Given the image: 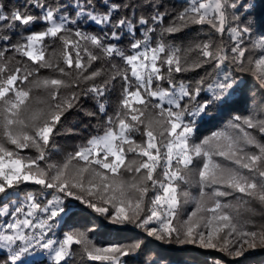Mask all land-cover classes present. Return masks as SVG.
<instances>
[{"label":"snow or ice","instance_id":"obj_1","mask_svg":"<svg viewBox=\"0 0 264 264\" xmlns=\"http://www.w3.org/2000/svg\"><path fill=\"white\" fill-rule=\"evenodd\" d=\"M37 24L42 29L33 31ZM90 25L99 31H86ZM193 25L209 31L174 42ZM197 69L204 75L178 78ZM241 74L264 96V0H187L174 15L161 0H24L11 7L0 0V195L41 186L0 209L9 217L0 223V264H31L39 254L50 264H73L77 256L82 264H135L143 240L99 246L90 238L109 227L233 258L264 249V223L240 212L264 217V106L196 136L199 124L244 94ZM117 89L109 115L108 96ZM82 97L98 109L87 116L106 117L103 135L53 160L58 126ZM194 175L199 196L183 218L190 193L178 189ZM92 214L99 224L94 218L60 239L49 236L57 224ZM146 264L161 262L149 256Z\"/></svg>","mask_w":264,"mask_h":264},{"label":"trees","instance_id":"obj_2","mask_svg":"<svg viewBox=\"0 0 264 264\" xmlns=\"http://www.w3.org/2000/svg\"><path fill=\"white\" fill-rule=\"evenodd\" d=\"M65 4L71 2V0H63ZM102 0H97V3H101ZM3 3L9 7L12 5H18L24 3V0H3ZM161 3L170 11L171 14H175L186 5L187 0H161ZM7 10V9H6ZM161 10H164L163 8ZM170 17L166 18L169 19ZM42 25L37 24L32 27L33 31H39L42 29ZM86 31L97 32L99 26L90 25L86 26ZM207 25H193L189 28L175 34L172 39L177 44H187L189 41L196 38L198 35L202 39L204 33L208 32ZM139 35V33H137ZM17 39V35L13 34V40ZM225 42L227 41V34H225ZM127 41H123L122 44L126 45ZM51 51V49H50ZM211 71L210 67L208 68ZM205 69H197L196 71L178 74L180 79H196L203 76ZM48 74L47 70H42L41 75ZM243 75L244 80L247 83V88L243 95L237 94L233 100L234 102L229 106L222 109L219 113H214L216 119L211 122H204L199 124L196 136L198 139L209 135L212 131L222 128L234 115L245 116L248 115L253 108L259 110L264 106V96L257 90L254 80L247 74ZM166 86V85H165ZM37 93L34 91L33 96ZM119 92L118 89L113 91L108 96V103L106 105L107 113L111 115L118 102ZM86 110L98 111L95 103L90 98H81L78 107L71 109L66 118H62V126L59 127V134L55 137V148L52 150V159L59 161L62 160L64 155L68 152L76 150L77 145H82L87 140L96 135H103L104 128L102 126L103 121L106 119L104 116H100L99 120L94 117H89L85 114ZM134 138L139 141L142 139L139 133H134ZM24 154H35L34 150L24 149ZM159 171V170H158ZM195 175L192 178L190 184H181L179 191H187L190 193L189 202L183 204L184 217L191 213L195 204L192 201V197L199 196V186L196 184ZM41 186L32 183H26L20 185L18 189L12 190L9 196L5 197L0 195V209L8 204L11 210L12 205L10 201L18 198H23L26 192H38ZM18 194V195H17ZM149 196L153 193L149 192ZM51 199V197H47ZM231 200L232 198H226ZM234 202V201H233ZM235 203V202H234ZM259 210V205H254ZM240 212L243 214L244 219H254L259 225L264 223V217L260 215L252 216L250 213H245L241 208ZM7 217V216H5ZM95 218V214L89 216H77L72 221L67 223H60L55 227L54 232L58 238H62L63 233L70 230L71 227L82 228ZM3 217L0 215V222ZM97 224H99L102 218H95ZM106 223V222H105ZM90 238L99 246H109L112 244H124L130 243L133 240H143L145 247L142 253H137L134 257L135 264H146L149 256L153 259H157L161 264H214L215 260L223 261V264H264V249H257L256 252L249 251L243 257L233 258L226 256L223 252H219L213 249H200L194 245H178V244H164L159 241H155L150 237H147L140 229L129 227L127 230L118 231L112 227L98 228L96 231L90 233ZM75 247V246H74ZM31 264H50L48 257L31 258ZM73 264H82L81 258L77 256ZM83 264H101L98 261H83Z\"/></svg>","mask_w":264,"mask_h":264},{"label":"rangeland","instance_id":"obj_3","mask_svg":"<svg viewBox=\"0 0 264 264\" xmlns=\"http://www.w3.org/2000/svg\"><path fill=\"white\" fill-rule=\"evenodd\" d=\"M3 208V207H2ZM1 208V209H2ZM2 216V215H1ZM3 217V219H2V221L0 222V223H3L5 220H7V219H9V217H5V216H2ZM59 224H57L56 225V227L58 226ZM49 236H51L52 238H54V239H60V238H58L56 235H55V232L54 233H49ZM257 250V249H256ZM256 250H251V251H253V252H256ZM44 256H46L47 257V255L46 254H39V255H36L34 258H39V257H44Z\"/></svg>","mask_w":264,"mask_h":264}]
</instances>
